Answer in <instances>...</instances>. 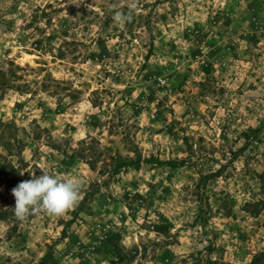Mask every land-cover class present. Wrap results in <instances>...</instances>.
<instances>
[{
    "label": "rangeland",
    "instance_id": "1",
    "mask_svg": "<svg viewBox=\"0 0 264 264\" xmlns=\"http://www.w3.org/2000/svg\"><path fill=\"white\" fill-rule=\"evenodd\" d=\"M43 173L79 201L18 220L12 189ZM1 212L0 264H249L264 0H0Z\"/></svg>",
    "mask_w": 264,
    "mask_h": 264
},
{
    "label": "clouds",
    "instance_id": "2",
    "mask_svg": "<svg viewBox=\"0 0 264 264\" xmlns=\"http://www.w3.org/2000/svg\"><path fill=\"white\" fill-rule=\"evenodd\" d=\"M129 15L121 10L114 14V20L124 23ZM81 181L78 178H64L60 175L43 173L39 177L21 181L12 189L15 205L12 208L18 220L25 221L31 215L44 214L60 217L72 209L80 199Z\"/></svg>",
    "mask_w": 264,
    "mask_h": 264
},
{
    "label": "trees",
    "instance_id": "3",
    "mask_svg": "<svg viewBox=\"0 0 264 264\" xmlns=\"http://www.w3.org/2000/svg\"><path fill=\"white\" fill-rule=\"evenodd\" d=\"M161 165H170L173 163L170 162H166V163H160ZM4 215V213H0V218ZM47 262V257L42 258V260L38 263V264H46ZM249 264H264V251L259 253V254H255L252 256L250 263Z\"/></svg>",
    "mask_w": 264,
    "mask_h": 264
}]
</instances>
